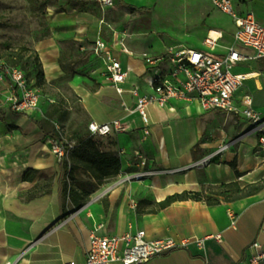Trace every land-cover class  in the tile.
I'll list each match as a JSON object with an SVG mask.
<instances>
[{"label": "crops", "instance_id": "1", "mask_svg": "<svg viewBox=\"0 0 264 264\" xmlns=\"http://www.w3.org/2000/svg\"><path fill=\"white\" fill-rule=\"evenodd\" d=\"M77 1L100 7L90 0ZM158 1L148 0L140 5L137 0H114L113 7L100 8L106 12L131 6L144 9L133 11L142 13L156 9ZM180 7L182 22L176 24L170 17V29L165 30L169 38L163 36L162 40L156 37L159 32L154 18L148 32L113 30V36L107 39L104 33L110 26L104 18L96 19L70 5L56 11L53 7L48 9L52 36L35 46L46 82L60 80L67 73L64 45H74L80 51L90 46L85 56L89 62L86 71L77 73L79 58L74 60V75L68 85L90 123L119 120L125 126L123 133L102 137L103 150L119 153L128 167L134 165L133 159H139L136 173L151 175L114 188L105 196V191L90 195L86 206L67 215L62 165L51 151V137L39 126L47 111H12L11 99L21 92L6 77L0 82V264H85L91 233L100 226V236L143 231L147 241L171 239L177 245L146 264H247L249 247L254 242L264 246V190L234 202H225L215 195L228 184L243 187L264 179V151L258 150V137L248 120L220 110L204 112L195 99H171L164 108H149L150 135L145 136L139 114L122 107L125 102L134 109L135 99L129 94L133 87L138 88L140 95H154L153 76L144 54L156 59L168 56V50H200L220 57L233 44L236 27L233 32L205 28L200 23L209 18L208 10L196 2H188V7L182 3ZM212 8L218 11L213 5ZM194 14H199L201 20H194ZM214 30L219 32V38L211 48L205 41ZM99 39L111 46L128 72L126 83L121 85L123 95L106 81L104 64L92 51ZM95 63L98 68L93 66ZM2 66L9 65L1 59L0 74ZM170 67L166 61L161 69ZM235 73L250 75L236 100L251 96L254 109L264 118V59L239 64ZM95 78L102 87L95 88ZM225 145L228 149L219 152ZM29 169L38 174L33 181H24ZM41 175L52 179L50 193L34 195ZM184 192L200 193L202 201H181L158 208L166 198ZM210 198L218 199L220 204L207 205ZM231 216L235 217V225Z\"/></svg>", "mask_w": 264, "mask_h": 264}, {"label": "built area", "instance_id": "2", "mask_svg": "<svg viewBox=\"0 0 264 264\" xmlns=\"http://www.w3.org/2000/svg\"><path fill=\"white\" fill-rule=\"evenodd\" d=\"M90 1L97 3L102 9L114 6V0ZM210 1L215 9L231 17L236 27L233 44L227 47L220 57L200 50L176 53L168 50V56L156 59L144 54L143 59L150 67L151 73L157 74L151 81L154 95H140L138 88L133 87L129 94L135 99L134 109L129 108L125 102H122V107L129 113L139 114L144 125V134L149 136L151 119L148 111L151 106L158 105L164 108L171 99L188 101L195 99L204 112L220 110L248 120L252 132L257 134L259 150L264 151V118L254 109L251 96L245 95L236 100L238 91L250 75L235 73V68L239 64L264 59V26L257 22L253 14H239L235 10L234 0ZM216 43L217 40L209 38L205 41L211 48H214ZM92 51L104 64L106 81L113 85L119 95H123L125 91L121 85L126 83L128 72L124 71L121 62L114 56L111 46L99 39L93 45ZM166 61L172 67L163 70L161 66ZM1 70L0 82L9 77L15 88L21 92L11 99L12 111L20 114L35 112L39 107L41 94L37 89L29 87L25 73L8 66H2ZM88 132L91 136L107 137L113 133L125 132V126L119 120L107 124L91 122L88 125ZM59 138L58 140L51 138L50 143L52 153L62 163L68 160L76 143L64 140L61 134ZM227 149L228 146H222L219 152ZM142 165H145L144 161ZM148 175L151 174L139 172L122 176L114 183V188ZM231 219L232 225H235V217L231 216ZM101 228L102 226L91 233L85 264H146L177 247L171 239L147 241L143 231L122 236H100L98 232ZM217 239L220 240V236H217ZM249 249L251 254L247 264H262L264 246L254 242Z\"/></svg>", "mask_w": 264, "mask_h": 264}, {"label": "rangeland", "instance_id": "3", "mask_svg": "<svg viewBox=\"0 0 264 264\" xmlns=\"http://www.w3.org/2000/svg\"><path fill=\"white\" fill-rule=\"evenodd\" d=\"M147 1L144 0L139 4H144ZM70 2L72 0H0V60H5L9 66L18 68L26 74L29 87L37 89L42 96V101L38 107L40 111H47V114L54 113V108L62 111L61 116L57 114L53 116L57 130L64 140L78 142L80 137L89 134L88 125L90 120L78 102V97L68 85V81L73 77L75 70L71 64L78 58L80 69L77 70V73L84 74L89 63L86 61L85 56L86 53L90 52L91 47H87L85 51H80L74 45H64L62 50L67 53L65 58L67 73L64 78L57 81L47 83L44 73H42V66L40 68L35 65L36 44L52 36V26L49 20L50 11L48 9L53 7L55 11L60 10L62 7L70 5ZM158 2L156 9L152 8L142 13L133 12L129 8L120 6L104 12L97 5L89 3L80 6L78 11L88 13L96 19L104 18L110 26V28L106 27L104 33L107 39H111L113 30L117 32L126 31L129 34L134 33V31L137 33L148 32L151 29L152 18L156 20L155 25H157V31L159 32L156 34L157 39L162 40L163 36L169 38V34L167 35L165 31L170 29L168 19L174 17L176 24L181 23L183 12L180 6L182 3H186L188 7V2H196L201 8L208 10L210 16L206 21L200 23L201 26L232 32L235 30L231 17L214 10L210 0H159ZM234 7L238 13L253 14L257 22L264 26V0H234ZM154 13H157V16ZM196 15H193V19L198 18L201 20V16L198 14V17H196ZM79 52L83 54L81 55ZM73 57L75 59H72ZM93 66L99 67L97 63ZM40 74H43V76ZM156 75L155 73L152 74V76ZM98 81V79H94L95 88L103 85L102 83L97 84ZM61 119L63 121H60ZM91 137L99 149L104 151L102 137ZM110 152L115 154L120 161L119 174L115 178L106 181L101 187L97 186L96 181L92 179L90 174L80 168L73 167L71 164L73 171L68 180L69 186L72 190H75V193L81 199L80 205H73L72 198H65L64 204L67 207V215L74 214L77 210L86 206L91 200L90 195L94 196L105 191L102 195L105 196L114 189V183L122 176L136 173L137 165L140 164L139 159H133L135 160L133 161L134 165L128 167L119 153ZM130 183H125L122 186H127ZM48 184H52V179L41 175L40 181L36 185L37 189L33 194L40 195L46 192Z\"/></svg>", "mask_w": 264, "mask_h": 264}, {"label": "trees", "instance_id": "4", "mask_svg": "<svg viewBox=\"0 0 264 264\" xmlns=\"http://www.w3.org/2000/svg\"><path fill=\"white\" fill-rule=\"evenodd\" d=\"M70 6L79 9L80 6H85L87 2L72 0L69 3ZM132 11H143L144 9H137L135 7H129ZM37 67L41 68L39 58L36 55V64ZM11 67V66H8ZM12 68H15L12 66ZM43 73V72H42ZM43 76V74H40ZM26 76V74H25ZM27 79V76H26ZM28 81V79H27ZM29 84V81H28ZM54 113H48L46 118L40 122V129L50 136L52 139L57 140L60 137V132L55 126L54 115H62L60 109L54 108ZM60 121H63L62 119ZM76 145L73 150L70 152L68 160H64L62 165V174H63V195L64 197L72 198L73 205H80V196H77L75 190L69 186V177L72 174L73 167L82 169L84 172L90 174L92 179L96 181L97 186L101 187L105 184L106 181H109L115 178L119 174L120 161L116 158V155L110 151H102L97 146L96 142L92 139L90 134L80 137L78 142H75ZM73 167H72V165ZM38 174L36 170H27L24 181H33L35 176ZM51 185H47V191L44 192L50 193ZM264 190V179L260 182L241 186L238 183H232L225 186H222L220 190L215 193V195L223 197L225 202H234L240 199L251 197L259 194ZM43 194V193H42ZM35 196L30 199H34ZM202 201V195L200 193H189L184 192L182 194H176L166 198L163 202L158 204L159 209H165L176 202L181 201ZM207 205L217 206L220 204V201L215 198H210L206 200ZM150 213H155V210H151Z\"/></svg>", "mask_w": 264, "mask_h": 264}, {"label": "bare ground", "instance_id": "5", "mask_svg": "<svg viewBox=\"0 0 264 264\" xmlns=\"http://www.w3.org/2000/svg\"><path fill=\"white\" fill-rule=\"evenodd\" d=\"M144 1V0H143ZM137 2H141L142 3V0H137ZM217 38H219V34L218 32H215V31H210L209 32V39H213V40H216Z\"/></svg>", "mask_w": 264, "mask_h": 264}]
</instances>
